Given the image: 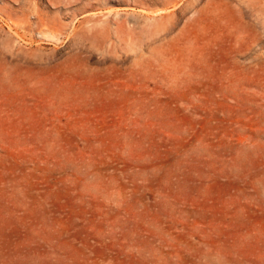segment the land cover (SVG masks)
<instances>
[{
	"label": "rangeland",
	"instance_id": "1",
	"mask_svg": "<svg viewBox=\"0 0 264 264\" xmlns=\"http://www.w3.org/2000/svg\"><path fill=\"white\" fill-rule=\"evenodd\" d=\"M0 264H264V0H0Z\"/></svg>",
	"mask_w": 264,
	"mask_h": 264
}]
</instances>
